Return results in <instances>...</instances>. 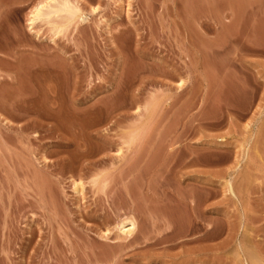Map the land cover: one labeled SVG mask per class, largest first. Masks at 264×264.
Instances as JSON below:
<instances>
[{"label": "rangeland", "instance_id": "374dc122", "mask_svg": "<svg viewBox=\"0 0 264 264\" xmlns=\"http://www.w3.org/2000/svg\"><path fill=\"white\" fill-rule=\"evenodd\" d=\"M61 1L0 0V264H264V0Z\"/></svg>", "mask_w": 264, "mask_h": 264}, {"label": "bare ground", "instance_id": "6f19581e", "mask_svg": "<svg viewBox=\"0 0 264 264\" xmlns=\"http://www.w3.org/2000/svg\"><path fill=\"white\" fill-rule=\"evenodd\" d=\"M58 2V1H57ZM57 2L55 3V6L53 5V7H56V8H51V6L49 7V9L51 8V10H53L54 12H62V13H66V15H68L70 18H72V17H77L78 16V12H79V8L77 7L78 5H75L74 3H72V1H70V0H62L60 3H58V5L56 6V4H57ZM49 6V5H48ZM48 6H47V8H48ZM51 10H50V12H51ZM52 11V12H53ZM49 12V11H48ZM48 12H47V14H48ZM49 12V13H50ZM51 12V13H52ZM44 13V12H42L41 11V6H39V7H36V9H35V12H34V15L32 16L33 18H31V21L34 19V18H36V17H38V16H42V14ZM45 14V13H44ZM79 14H80V12H79ZM58 15V14H57ZM81 15V14H80ZM67 17V16H66ZM66 17H65V20H66ZM68 17V18H69ZM79 18L81 17V16H78ZM77 17V18H78ZM81 19V18H80ZM67 20H70V19H67ZM127 220L128 221H126L125 223H126V225L124 224V225H122V227H124V230H123V232L125 233V234H130V232H131V230L133 229V227H134V222H133V220H131V219H128L127 218ZM126 226V227H125Z\"/></svg>", "mask_w": 264, "mask_h": 264}]
</instances>
